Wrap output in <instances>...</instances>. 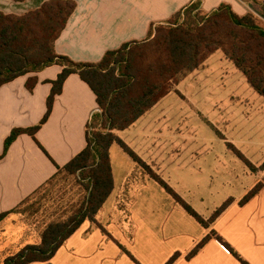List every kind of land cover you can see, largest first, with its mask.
Returning <instances> with one entry per match:
<instances>
[{"label": "crops", "instance_id": "crops-1", "mask_svg": "<svg viewBox=\"0 0 264 264\" xmlns=\"http://www.w3.org/2000/svg\"><path fill=\"white\" fill-rule=\"evenodd\" d=\"M48 1L51 0H0V12L23 15ZM63 1H72L76 7L54 49L58 56L83 64H97L109 51L146 40L151 27L168 21L195 1L200 2V10L205 14L228 5L239 17L252 13L255 5L243 0ZM224 60L227 61L225 57ZM61 71L60 66L52 65L0 87V214L17 208L56 174L57 167L66 166L86 147V127L97 112L96 97L78 75L72 74L54 98L51 113L34 138L18 136L1 157L4 142L14 129H28L40 123L46 113L51 82ZM30 78L37 80L32 91L26 89ZM171 94L129 129L116 133L162 180L167 177L163 175L164 167L182 168L186 164L189 173L199 170L196 140H184L180 134L182 130L196 131L182 124H143L139 128L141 138L130 141L129 134ZM153 130L178 131L179 137L146 138L145 132ZM109 159L113 191L97 216L104 232L85 221L51 260L34 264H168L174 256L171 264H264V186L243 205L239 202L252 187L244 189L241 197H229L231 204L204 228L159 184L137 171L135 163L118 145L109 149ZM230 159L239 162L227 149L216 155L213 163L217 166L211 167L213 174L230 175ZM199 216L204 220L210 218V214ZM207 237L210 238L197 253L188 257Z\"/></svg>", "mask_w": 264, "mask_h": 264}, {"label": "trees", "instance_id": "trees-1", "mask_svg": "<svg viewBox=\"0 0 264 264\" xmlns=\"http://www.w3.org/2000/svg\"><path fill=\"white\" fill-rule=\"evenodd\" d=\"M11 1L22 3L27 0ZM243 1H252L259 7V16L264 18V2ZM75 7L72 1L51 0L23 15L0 12V87L52 65L62 68L57 79L51 82L46 113L40 123L28 129H14L4 142L1 157L18 136L26 134L34 138L48 119L54 98L61 93L69 75H78L94 93L97 103V112L86 127L85 149L63 168L57 167L56 174L19 206L43 190L61 172L78 174L80 180L84 181L82 187L85 194L71 207L65 218L50 222L42 229L38 244L25 246L5 258L3 264L48 262L85 221L104 232L97 222V216L113 191L109 159V149L113 144L118 145L132 159L137 171L159 184L188 215L208 228L232 200H227L208 220H204L116 133L133 126L160 101L175 92L181 81L199 70L217 52L222 53L233 64L252 90L264 100V28L259 25L254 14L239 17L228 5H221L215 11L205 14L200 10V2L195 1L168 21L151 27L146 40L109 51L97 64H83L58 56L54 49L55 41ZM36 83L35 78L28 79L26 89L32 91ZM103 119L109 124L107 131L95 130L92 136L89 135L91 122L96 124V120L102 122ZM233 151L251 172L256 171L239 152ZM262 187L257 184L239 204L248 202ZM17 208L0 214V222ZM209 238L197 245L188 257L196 254ZM175 258L176 256L172 257L168 264ZM242 264L246 263L242 261Z\"/></svg>", "mask_w": 264, "mask_h": 264}, {"label": "rangeland", "instance_id": "rangeland-1", "mask_svg": "<svg viewBox=\"0 0 264 264\" xmlns=\"http://www.w3.org/2000/svg\"><path fill=\"white\" fill-rule=\"evenodd\" d=\"M249 14H254L264 28V18L259 16L258 6L254 5ZM217 53L198 70L200 73H192L181 81L176 93L141 119L138 129L129 134L130 141L141 138L139 128L143 124H169L171 127L182 124L196 131L182 130L180 134L184 140H196L199 170L189 173L185 170L186 164L174 169L162 166L163 175L167 176L163 181L197 214H210V217L229 197H241L239 194L247 187L252 190L257 184L264 186V100L233 64L225 61L222 53ZM98 120L96 124L91 122L89 135L92 136L95 130L106 132L109 128L104 119L102 122ZM145 136L154 140L174 138L179 137V132L153 130L145 132ZM223 149L235 157L233 150L239 152L256 171L251 172L236 157L239 162L230 159L228 163L230 175H214L211 167L217 165L213 158ZM185 153L181 154L182 158ZM83 185L78 174L61 172L43 190L6 216L0 222V264L25 246L38 244L42 229L50 222L65 218L85 194Z\"/></svg>", "mask_w": 264, "mask_h": 264}]
</instances>
